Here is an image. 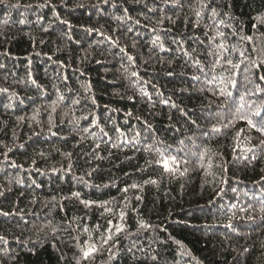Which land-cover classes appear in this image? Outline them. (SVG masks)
Here are the masks:
<instances>
[{
    "label": "trees",
    "instance_id": "16d2710c",
    "mask_svg": "<svg viewBox=\"0 0 264 264\" xmlns=\"http://www.w3.org/2000/svg\"><path fill=\"white\" fill-rule=\"evenodd\" d=\"M44 2L6 0L0 4V65H4L0 68V88L9 90L0 93V187L11 189L0 197V211L15 213L0 216V235L8 241L0 247L3 264H67L61 256L71 257L75 248L70 247L67 233L60 231L57 238L51 229H61L76 216L84 217L83 223L89 228L97 223L105 227L112 217L101 216L103 209L97 206L101 202H109L117 213L127 203L123 210L128 230L133 233H137L140 221L150 225L133 238L149 257L157 259L142 257L136 264H264V158L245 160L252 153L241 151L254 148L264 137L246 130L249 139L241 137L235 153L239 159H234L236 142L232 136L235 130L246 129L243 122H236L226 136L204 135L217 122V113L239 102L244 88H229L232 96H220L218 90L223 85L219 77L230 73L217 68L206 77L208 69L201 72L176 51V45L169 43L171 36L164 43L173 51L153 47L156 33L151 30L157 27L161 13L149 10L164 7L161 0H108L107 4L103 0H51V7H38ZM220 2L233 5L229 11L239 22V34L229 35L227 43L246 50L250 59L264 58V23L258 19L264 17V0ZM17 3L19 8L11 7ZM124 8L129 9L132 20H117L125 15ZM166 14L180 19L176 24L165 21L159 27L176 35L192 33L191 26L186 29L183 24L184 17L191 16L188 0L183 12ZM21 19L24 24L19 23ZM129 27L131 32L126 31ZM100 33L118 40L119 47ZM195 34L203 39L200 31ZM160 35L163 39V33ZM241 36H252L253 41H243ZM120 48L134 57V62ZM231 58L238 62V51H233ZM211 61L212 57L206 56L201 67ZM243 68L242 64L241 73ZM133 71L137 77L131 75ZM257 71L264 75V70ZM211 75L218 79L209 84ZM195 76L200 79L194 80ZM237 79L242 82L243 75ZM60 95L63 100L58 99ZM246 99L264 101V97L256 96ZM77 100L79 103H74ZM49 114L55 135L48 131ZM81 116H89V120H80L78 125L68 122ZM93 117L113 140L118 136L114 127H118L129 138L140 131L141 143L122 144L117 149L101 144L99 154L106 159L90 160L102 135L91 127ZM145 121L153 126L152 139L147 140L154 145L151 153L143 151L149 136L144 131ZM85 127L91 134L81 131ZM155 148L167 149L163 158L177 156L180 169L186 167L187 173L170 174L162 164L146 168V160L162 159ZM205 149L210 151L202 161L204 168H200L199 158L192 153ZM67 153L72 154L70 160ZM256 154L259 156L258 150ZM185 158L187 164L183 163ZM222 162L227 173L218 167ZM97 167L92 176L87 175ZM221 175L227 184L219 182ZM78 177L100 187H86ZM146 180L156 183L146 184ZM133 184L138 187L132 188ZM125 187L127 193L123 192ZM74 192L81 194L80 199L96 201V205L86 208L73 197ZM128 243L121 237L122 245ZM105 259L106 254L98 256L95 264H103ZM114 264L132 261L121 251Z\"/></svg>",
    "mask_w": 264,
    "mask_h": 264
},
{
    "label": "snow or ice",
    "instance_id": "6c2138e0",
    "mask_svg": "<svg viewBox=\"0 0 264 264\" xmlns=\"http://www.w3.org/2000/svg\"><path fill=\"white\" fill-rule=\"evenodd\" d=\"M136 3H140L141 0H135ZM6 3V0H0V4ZM103 3L107 4L108 0H103ZM161 4L164 6L160 9H150L154 14L156 11H160L161 15L160 18L156 21L157 27L152 28V32L156 33L155 38L151 41L153 47H158L161 51H173L171 47L165 48L164 41L171 36V40L169 41L170 44L176 45V51H179L183 54L184 57H187L188 60H191L193 64L200 69L201 72L205 71V68L208 69L205 72V76L208 77L209 74L215 73L217 68L221 69L222 71H228L230 74L227 77L220 76L219 83L223 85L219 88L218 93L220 96H232L231 89L239 90L240 87L244 88V93L239 95V102L233 103L231 109L226 112H219L217 113L216 123L211 124L210 129L204 133L205 136L209 135H228L229 132H232L235 129L236 122L240 121L246 125L245 128H241L235 130L234 135L232 136L233 141H235V146L233 147L232 151L234 154V159H239L235 155L237 149H240V139L244 137L245 139H249L245 132L246 130H254L257 132L261 137H264V101L261 103H257L255 100L249 101L246 97H264V75L259 74L257 70H264V58L261 59H250L246 53V50H239L236 48L235 45H230L227 43L229 35L236 36L239 34L240 29L236 27L238 25V21L229 11V9L233 6L229 3H221L220 0H188V9L191 12V16H185L183 20L184 27L187 29L191 26L192 33L191 34H172L169 29H164L159 27L165 21L171 24H176L177 20L180 18L177 17L173 19L172 16L166 14L167 11H172L175 13L177 10L183 12L185 10V0H161ZM11 7L19 8L20 4L17 3L15 5H11ZM27 7H32L28 5ZM38 7H51V0H45L43 4L38 5ZM125 15L122 17H117V20H132V17L128 14L129 9H123ZM55 14V13H54ZM40 17H38V20ZM260 23H264V17L258 18ZM8 21L5 20V24ZM19 23L24 24L25 20L21 19ZM61 23L68 24L67 21H61ZM136 24H139V20L135 21ZM230 30V31H226ZM132 28H127L126 31L131 32ZM86 31L92 32L93 29H87ZM196 31H200L203 35V39L201 36L196 35ZM163 33V39L160 35ZM2 35V34H0ZM100 35L107 40L111 45L115 47H119L118 40H114L110 36H104L103 33ZM6 38V37H5ZM241 40L252 42V36H241ZM121 53H125L127 55L126 50L124 48L119 49ZM203 50V54L201 51ZM233 51H238L240 60L235 62L231 58V53ZM253 51H256L254 48ZM4 55H8V53H4ZM206 56L212 57V61L210 65H204L201 67L203 60ZM127 59L129 61L134 62V57L127 55ZM247 61V62H246ZM187 62V61H186ZM244 65L243 72L241 73L239 70L241 69V65ZM4 65H0V68H3ZM172 75L171 72L168 73ZM243 75V81L237 79L238 75ZM133 77H137L138 73L133 71L131 73ZM31 76V74H29ZM194 80H199L198 76L193 77ZM218 77L216 75H211V78L207 80V83L211 84L216 81ZM31 83L36 85L38 88L40 87L37 85L35 79H31ZM9 90L7 88H0V93L7 94ZM215 94V92H214ZM11 95H15L14 93ZM147 95V93H145ZM59 100H63L64 96L60 95L58 97ZM74 103H79V101H74ZM95 104V99L92 101ZM166 103V101H165ZM173 107H176L173 105ZM56 110V102H53L52 105V112ZM36 113L39 114V109L36 110ZM89 115H92L91 113ZM131 116V113H128ZM19 119H24L20 117ZM35 119V116L33 117ZM111 119V117H109ZM80 120H89V116H81L76 117L70 121L74 125H78ZM91 127H95L99 129V132L102 133L100 137V142L95 143V147L92 149L90 153V160L102 161L106 159V157L101 156L99 153L102 151L101 144L107 145L110 149H117L122 144H139L141 143V136L142 133L140 131H135V134L129 138L127 133L122 131L118 127H114L115 132L118 134L117 138L113 140L109 133L106 132L103 128H100L99 122L93 117L89 121ZM192 123H195L193 121ZM54 126L51 114H49V128L48 131L52 133V127ZM82 132L90 133V128L85 127L81 129ZM144 131L149 133V136L145 138L144 141V148L143 151L147 153H151L154 150V145L147 143L148 139H152V132L153 126L146 121L144 122ZM55 135V133H52ZM91 134V133H90ZM107 137L108 139H104ZM183 144V141H180ZM170 147V146H168ZM137 150H140L137 148ZM164 150L160 148H155L157 153H160L162 159L160 160H146L145 167H152L154 164L160 165L162 164L163 169L175 175L177 172L180 176H184L188 169L185 167L183 170L180 169V159L177 156L169 155L167 158H163ZM256 150L259 151V156L256 154ZM11 151V149H8ZM210 150L205 149L204 152H195L192 155L197 156L199 158V167L204 168V164L202 163L204 157L208 154ZM241 151L252 153L251 157L245 156L244 159L248 160H258L264 158V139L259 141V144L254 146V148H243ZM111 155V152H109ZM66 157L70 160L71 153L65 154ZM184 164L188 163L187 158L183 160ZM170 164L172 166H170ZM71 163L68 164L67 170H71ZM218 167L221 170V173H227L228 168L226 167L225 163L222 162ZM53 171H57V169H53ZM98 171L97 168H92L89 172H87L88 176H92L93 172ZM209 175L206 171L205 176ZM78 180L85 184V186H95L100 187L99 185H89L88 182L84 179V177H78ZM20 181H17L19 183ZM219 182L221 184H227L228 180L225 175H221L219 178ZM11 183V181L9 182ZM144 183H151L155 184V180H146ZM109 185H103V187H108ZM132 188H137L136 184L131 185ZM236 191V189H232ZM6 191H11V189H4L0 187V197H5ZM129 191L128 187L123 189V192L127 193ZM224 189L221 188L220 192L223 193ZM73 197L80 199L81 194L79 192L72 193ZM140 199V197H137ZM80 202L86 207L90 208L93 205H96V201L87 200V199H80ZM109 202H101L97 206L103 211L101 212V216L107 214L108 216L112 217L107 219L106 226L102 228L100 224H96L93 228H89L86 226L83 221L84 217L76 216L68 221V224L61 229H57L53 227L51 232L57 238L59 237L60 231L67 233L68 239L71 241L70 247H74L75 251L71 257H67L62 254L61 259L67 261V264H95V261L98 256H103L106 254V259L104 260L103 264H114V262L119 258V254L121 251L125 252L132 261V264H136L142 257L144 259H151L155 261L157 258L156 256H148L147 252L144 247L138 245L136 240L133 237H136L140 230H146L150 227L149 224L140 221L139 227L137 229V233H133L128 230L126 225V211L123 208H127V203L124 204L123 208L117 211L112 207L108 206ZM61 210L63 211V206H61ZM241 211L247 212L249 209L241 208ZM264 211V208H262ZM15 213L7 212V211H0V216H11ZM250 220L254 219V217L249 216ZM75 225V227H73ZM231 227V224L228 225ZM75 233V234H74ZM84 237L83 239L81 237ZM121 237L124 240L129 241L127 246L121 244ZM63 242V241H62ZM8 244V241L5 236L0 235V247L3 245ZM55 247V245H54ZM247 251V249H245ZM138 253L140 255H138ZM7 255V254H6ZM11 259V257H8ZM0 264H3V261L0 260Z\"/></svg>",
    "mask_w": 264,
    "mask_h": 264
},
{
    "label": "bare ground",
    "instance_id": "6f19581e",
    "mask_svg": "<svg viewBox=\"0 0 264 264\" xmlns=\"http://www.w3.org/2000/svg\"><path fill=\"white\" fill-rule=\"evenodd\" d=\"M40 50V49H39ZM40 58V57H39ZM196 89V88H195ZM58 175V174H57ZM189 248V247H188Z\"/></svg>",
    "mask_w": 264,
    "mask_h": 264
}]
</instances>
